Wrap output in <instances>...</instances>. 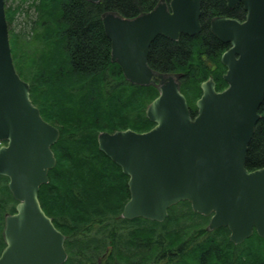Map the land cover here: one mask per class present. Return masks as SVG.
Listing matches in <instances>:
<instances>
[{"label": "water", "instance_id": "1", "mask_svg": "<svg viewBox=\"0 0 264 264\" xmlns=\"http://www.w3.org/2000/svg\"><path fill=\"white\" fill-rule=\"evenodd\" d=\"M223 1L229 9L241 4L245 12L242 21L216 17L209 23L211 34L228 45L220 56L227 86L217 92L211 78L202 82L193 117L179 89L181 75L154 72L147 56L157 36L177 40L199 33L201 0H159L130 19L101 14L110 62L128 83L151 85L158 94L144 112L153 127L101 132L96 142L128 177L129 199L119 219L162 222L170 207L187 202L192 212L209 217L206 232L227 228L229 241L238 245L253 232L264 240V167L245 168L264 96V0ZM58 138L14 69L0 0V176L16 203L15 212L4 216L0 264H62L67 257L65 237L37 197L55 166L51 146Z\"/></svg>", "mask_w": 264, "mask_h": 264}, {"label": "trees", "instance_id": "2", "mask_svg": "<svg viewBox=\"0 0 264 264\" xmlns=\"http://www.w3.org/2000/svg\"><path fill=\"white\" fill-rule=\"evenodd\" d=\"M158 1L28 0L24 11L18 4L5 8L7 25L17 22V33L8 31L15 71L29 84V97L43 120L59 131L51 146L55 166L37 197L65 236L63 264H96L100 258L103 264H264V240L255 232L234 245L227 228L206 232L209 218L192 212L186 202L178 211L169 208L162 222L119 219L129 199L128 177L98 150L96 138L101 132L149 130L154 124L144 112L158 93L153 86L128 83L110 62L100 16L116 12L133 18ZM244 14L240 4L229 9L223 0H201L198 34L175 41L157 36L151 42L148 66L181 75L180 92L192 116L202 82L211 77L216 91L226 87L220 63L226 46L211 34L210 20H242ZM257 114L245 156L248 171L264 167V96ZM8 205L13 213L7 179L0 176V253Z\"/></svg>", "mask_w": 264, "mask_h": 264}, {"label": "rangeland", "instance_id": "3", "mask_svg": "<svg viewBox=\"0 0 264 264\" xmlns=\"http://www.w3.org/2000/svg\"><path fill=\"white\" fill-rule=\"evenodd\" d=\"M26 1H28V0H26ZM23 2L22 0H5V8L7 9V8H9V6H16V4H18V7H19V9L20 10H25L26 9V5H27V2ZM14 21V20H13ZM13 21H11V23H10V25L8 26V28H10V31L12 30L14 33H17V29L15 28V26H16V24L15 23H17V22H13ZM14 29V30H13ZM8 208V210H6V213H8L9 212V209L11 208V205L9 206H7ZM173 207V206H172ZM178 207H184V208H186V206H184V204L183 203H181V204H176V205H174V210L175 211H178L179 210V208ZM100 258V257H99ZM164 262L165 261H159L158 263H156V264H164ZM104 263V259H102L101 260V258H100V260L98 259L97 261H96V264H103Z\"/></svg>", "mask_w": 264, "mask_h": 264}, {"label": "flooded vegetation", "instance_id": "4", "mask_svg": "<svg viewBox=\"0 0 264 264\" xmlns=\"http://www.w3.org/2000/svg\"><path fill=\"white\" fill-rule=\"evenodd\" d=\"M225 5H226V4H225ZM235 7H236V6H235ZM235 7H234V8H235ZM231 9H232V8H231ZM239 21H241V20H239ZM224 45H225V44H224ZM225 46H226L225 49H227V45H225ZM224 72H225V70H224ZM191 116H192V115H191Z\"/></svg>", "mask_w": 264, "mask_h": 264}]
</instances>
